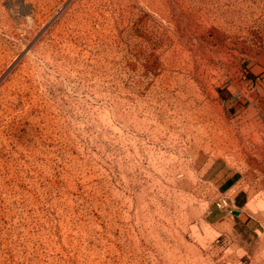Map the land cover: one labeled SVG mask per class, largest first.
Segmentation results:
<instances>
[{
  "label": "rangeland",
  "instance_id": "obj_1",
  "mask_svg": "<svg viewBox=\"0 0 264 264\" xmlns=\"http://www.w3.org/2000/svg\"><path fill=\"white\" fill-rule=\"evenodd\" d=\"M0 264H264V0H0Z\"/></svg>",
  "mask_w": 264,
  "mask_h": 264
},
{
  "label": "crops",
  "instance_id": "obj_2",
  "mask_svg": "<svg viewBox=\"0 0 264 264\" xmlns=\"http://www.w3.org/2000/svg\"><path fill=\"white\" fill-rule=\"evenodd\" d=\"M244 177H240L236 179L234 175L229 176L226 178L221 184L220 187L222 189L221 195L222 196H231L232 191L238 187ZM239 184V185H238ZM250 201V195L248 191V185L236 192L233 196L230 197V202L233 204L234 208L241 209L242 211L247 207ZM243 215V214H242Z\"/></svg>",
  "mask_w": 264,
  "mask_h": 264
},
{
  "label": "built area",
  "instance_id": "obj_3",
  "mask_svg": "<svg viewBox=\"0 0 264 264\" xmlns=\"http://www.w3.org/2000/svg\"><path fill=\"white\" fill-rule=\"evenodd\" d=\"M227 205H228L227 199H223V200H222V203H221V206H222V207H225V206H227Z\"/></svg>",
  "mask_w": 264,
  "mask_h": 264
},
{
  "label": "water",
  "instance_id": "obj_4",
  "mask_svg": "<svg viewBox=\"0 0 264 264\" xmlns=\"http://www.w3.org/2000/svg\"><path fill=\"white\" fill-rule=\"evenodd\" d=\"M232 214L238 216V215H240V211L233 210V211H232Z\"/></svg>",
  "mask_w": 264,
  "mask_h": 264
}]
</instances>
